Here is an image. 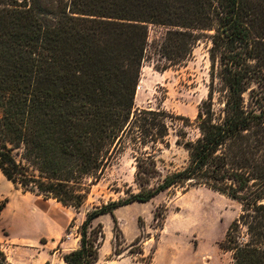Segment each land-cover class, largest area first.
Instances as JSON below:
<instances>
[{"label": "trees", "instance_id": "obj_1", "mask_svg": "<svg viewBox=\"0 0 264 264\" xmlns=\"http://www.w3.org/2000/svg\"><path fill=\"white\" fill-rule=\"evenodd\" d=\"M150 26L164 29L156 43ZM201 39L209 42L208 81L194 119L134 110L145 59L158 56L160 71L178 66ZM167 118L196 134L175 130L187 161L160 177L155 157L168 146ZM127 146L136 191L126 186L125 196L86 212L65 264L97 262L100 216L120 233L117 208L172 187L237 202L219 248L231 264H264V0H0L1 176L78 211ZM152 215L162 229L163 214ZM0 264H11L1 250Z\"/></svg>", "mask_w": 264, "mask_h": 264}, {"label": "rangeland", "instance_id": "obj_2", "mask_svg": "<svg viewBox=\"0 0 264 264\" xmlns=\"http://www.w3.org/2000/svg\"><path fill=\"white\" fill-rule=\"evenodd\" d=\"M163 33L162 27H148L149 41L156 43ZM208 47L209 42L199 40L188 60L163 71L156 70L154 65L162 66L164 61L150 54L140 70L134 110L158 109L191 122L198 104L206 97ZM166 123L170 126L168 146L161 147L160 154L155 157L160 177L180 170L187 161L185 150L175 144V130L183 125L189 138L196 134L195 127L184 120L167 118ZM133 155L127 146L91 187L78 211L51 199L22 193L0 174V202H4L0 212V250L7 260L11 264H63L61 256L78 246V227L86 212L125 196L126 186L136 191ZM154 182L156 178L151 180V184ZM156 209L165 217L163 226L167 224L168 229L162 238L169 241L172 255L190 259L193 264H206L208 261L231 264L229 255L219 248V244L224 240L227 227L239 214L240 205L204 187L186 190L172 187L146 203L134 202L117 208L114 216L120 233L112 230L108 215L98 218L93 226L101 223L103 240L100 260L95 264L115 259L113 255L123 251L136 258L143 255L141 260L147 264L161 237V229L156 227L152 215Z\"/></svg>", "mask_w": 264, "mask_h": 264}, {"label": "crops", "instance_id": "obj_3", "mask_svg": "<svg viewBox=\"0 0 264 264\" xmlns=\"http://www.w3.org/2000/svg\"><path fill=\"white\" fill-rule=\"evenodd\" d=\"M101 217V216H100ZM99 217V218H100ZM167 224H164L163 228L160 230V239L156 242L154 250L151 254L150 261L147 264H193L192 260L185 259L183 257H175L171 254V248L169 241H164L162 238L163 233L167 231ZM75 248V247H74ZM72 248V249H74ZM101 248V246H100ZM99 248V250H100ZM112 248H110L111 250ZM109 250V251H110ZM226 254L229 255V259L231 261V256L228 252ZM140 258L134 257L132 254H127V252L123 251L119 256L115 259H106L104 264H143L142 257L143 255H139ZM100 260V255L98 254V260ZM61 261V260H60ZM61 263L65 264L63 261ZM95 264V263H94ZM196 264H200L199 262ZM206 264H213L211 261H208Z\"/></svg>", "mask_w": 264, "mask_h": 264}, {"label": "water", "instance_id": "obj_4", "mask_svg": "<svg viewBox=\"0 0 264 264\" xmlns=\"http://www.w3.org/2000/svg\"><path fill=\"white\" fill-rule=\"evenodd\" d=\"M137 88V87H136Z\"/></svg>", "mask_w": 264, "mask_h": 264}]
</instances>
